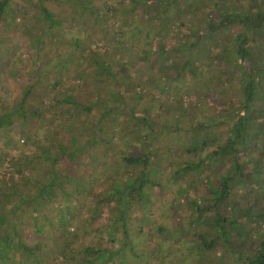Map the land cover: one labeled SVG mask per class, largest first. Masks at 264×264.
<instances>
[{
    "label": "trees",
    "instance_id": "obj_1",
    "mask_svg": "<svg viewBox=\"0 0 264 264\" xmlns=\"http://www.w3.org/2000/svg\"><path fill=\"white\" fill-rule=\"evenodd\" d=\"M60 3L64 18L45 0H0L37 65L0 100V264H223L217 247L264 264V0ZM0 51L12 78L22 55ZM146 63L165 80L152 96ZM176 79L239 101L200 117ZM161 200L188 211L186 229L157 222Z\"/></svg>",
    "mask_w": 264,
    "mask_h": 264
},
{
    "label": "rangeland",
    "instance_id": "obj_2",
    "mask_svg": "<svg viewBox=\"0 0 264 264\" xmlns=\"http://www.w3.org/2000/svg\"><path fill=\"white\" fill-rule=\"evenodd\" d=\"M45 5L49 9V11L54 15V17L64 18L67 16V10L68 5L60 3V0H45ZM209 4L205 5L204 8L206 9ZM27 10V8H26ZM29 11V10H27ZM30 14H32L34 17H36L35 12L29 11ZM12 15V14H11ZM22 15V14H21ZM20 17V16H19ZM8 19V26L6 27L4 23H0V49L4 50L6 47H10L11 49H16L17 55H22V60L19 63V73L12 75V78L10 75L6 73V68H8V58H2L0 60V100L5 101L4 103L13 104L15 98L18 95L20 87L27 84V82L30 80L32 81L33 74L37 71V65H34L33 62H36V58H34L32 52L30 51L29 47V40L26 37V34L24 33V30L22 27L18 26L19 22L13 23L14 21L10 19V17H7ZM17 21V20H16ZM235 29H229V32L231 33ZM234 34V32H232ZM98 46V49L100 47H103L100 42L96 43ZM48 51V50H47ZM1 51H0V58H1ZM52 55L51 50L48 51L46 57L49 59ZM52 66V63L50 64ZM149 71L150 73H153V75L150 77V82L148 83V87H145L146 94H149L150 96L153 95V92H158V90L161 87V84L165 81L162 79V70L159 69L158 63H153L150 65V63H146L142 67V72L147 73ZM55 74L52 75L54 77ZM75 74L72 71H68L63 76L62 80L69 85ZM138 76V73L135 72V67L131 69V77L132 79H136ZM111 81V82H110ZM110 84L112 83V80H109ZM137 82V79H136ZM143 84V83H142ZM146 84V83H144ZM144 84L142 86H144ZM184 84V85H182ZM207 86V88H202L203 86ZM170 88H174L175 92L177 93V96L182 98V101L187 104L191 105L196 103L197 107L195 108V111L200 113V117L207 114L208 110H211L212 108L218 109L222 104H228L229 101H239V96L235 94L232 90H228L226 94H222L220 92H216L214 94L213 91H210L209 89H214L213 85L209 82L203 83H195V81L190 80H182V79H176L171 82ZM209 88V89H208ZM193 95L190 94L191 90H193ZM231 89V88H229ZM205 92H209V97L207 100L210 102L206 108H203L201 106L204 105V101L206 100L203 96ZM195 93V94H194ZM143 100L140 101L138 104L139 107H145V108H151L156 109V106L159 105V103H155L152 101L151 98H142ZM196 99L201 100L199 103ZM219 99V100H218ZM205 106V105H204ZM199 117V119H201ZM192 118V117H191ZM191 118H183L182 123L183 124H189L191 123ZM16 133V132H15ZM21 143V142H20ZM22 144V143H21ZM2 144H0V147L2 148ZM164 148V146H162ZM20 149H11L10 155L11 157H15L19 154ZM9 158V157H8ZM7 159V157H6ZM7 161V160H6ZM162 166V165H161ZM7 167V162L1 169V173L4 171V169ZM201 181H198V188L201 187ZM200 183V184H199ZM155 195H160V192L158 190L152 191ZM171 192V191H170ZM194 194V192H191ZM191 194V195H192ZM173 196V194H169L167 196V199ZM162 203L161 201H158V205L155 207H159L160 209V217L155 218L157 222H162L166 227H170L172 224V221H175V223H180L185 227L187 225V221L189 218V215L187 214L188 211H184L180 208L174 207L173 204H168L167 200L163 203L164 206L160 205L159 203ZM221 211H224V206H221ZM227 210V208H226ZM228 212V210H227ZM179 219V221H178ZM185 232L178 231L179 237H186ZM188 245V243L186 244ZM185 245V246H186ZM189 246V245H188ZM220 247H217L215 251H213L211 256L215 258V256H222L223 264H236L235 260L232 259L229 251H223ZM194 254V252H192ZM194 257V255H191Z\"/></svg>",
    "mask_w": 264,
    "mask_h": 264
}]
</instances>
